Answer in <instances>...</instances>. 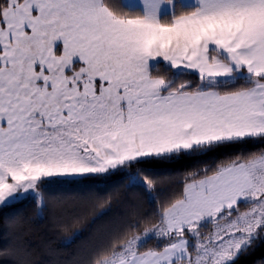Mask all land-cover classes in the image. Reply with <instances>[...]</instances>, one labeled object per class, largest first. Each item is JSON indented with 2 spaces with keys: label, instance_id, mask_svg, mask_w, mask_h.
I'll use <instances>...</instances> for the list:
<instances>
[{
  "label": "snow or ice",
  "instance_id": "snow-or-ice-1",
  "mask_svg": "<svg viewBox=\"0 0 264 264\" xmlns=\"http://www.w3.org/2000/svg\"><path fill=\"white\" fill-rule=\"evenodd\" d=\"M118 175L147 208L60 190ZM26 200L100 225L47 264H264V0H0V264H41Z\"/></svg>",
  "mask_w": 264,
  "mask_h": 264
},
{
  "label": "trees",
  "instance_id": "trees-1",
  "mask_svg": "<svg viewBox=\"0 0 264 264\" xmlns=\"http://www.w3.org/2000/svg\"><path fill=\"white\" fill-rule=\"evenodd\" d=\"M161 70H165L163 65H161ZM258 145H250L249 150H256ZM219 159V157H217ZM209 162V159H205L201 161V163ZM191 161H186L185 164L177 165L176 167L183 170L185 167H191ZM55 189V186H53ZM92 187L95 189L102 190L101 194H107V192L117 191L120 195L121 200L123 201H132L139 203L142 207L147 208L148 205L145 202L144 194L135 190L128 189L125 187L123 183V177L115 176L111 180L104 181H95L91 183H85L82 185L75 186H60V190L66 191L68 193H77L82 189ZM162 188L164 190L168 189V185H163ZM77 207H79V202H76ZM114 207H120V205L114 204ZM19 211L23 216L27 217L29 220V225L27 227V231L25 232V239L32 245L33 249L37 250L36 259L41 262V264H47L48 257L44 252V247L46 244H52L53 246L58 247V251L60 253V257L63 258L66 254L75 251L76 249H82V254H87V251L91 249L98 241L100 237V232L98 229L100 228L99 223L96 225L85 224L82 229L83 235L81 239L76 242L72 248H59L60 236L58 234H54L50 228L51 223V211L52 206L50 205L49 210L43 214V218H38L36 216V212L34 209V205L32 201L26 200L19 205ZM90 223V222H89ZM5 220L3 217H0V247H5L9 242V235L4 227ZM264 251V246L261 249L257 250V255L260 252ZM255 257L247 256L241 257L237 264H253Z\"/></svg>",
  "mask_w": 264,
  "mask_h": 264
}]
</instances>
